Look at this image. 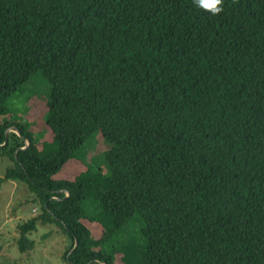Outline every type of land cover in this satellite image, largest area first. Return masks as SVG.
I'll return each mask as SVG.
<instances>
[{"label":"trees","instance_id":"16d2710c","mask_svg":"<svg viewBox=\"0 0 264 264\" xmlns=\"http://www.w3.org/2000/svg\"><path fill=\"white\" fill-rule=\"evenodd\" d=\"M221 8L0 0V183L27 184L41 211L19 226L22 252L49 223L66 264H264V0ZM37 73L46 140L33 96L13 107ZM97 132L106 170L56 178Z\"/></svg>","mask_w":264,"mask_h":264},{"label":"rangeland","instance_id":"374dc122","mask_svg":"<svg viewBox=\"0 0 264 264\" xmlns=\"http://www.w3.org/2000/svg\"><path fill=\"white\" fill-rule=\"evenodd\" d=\"M48 89L49 85L45 78L37 73L27 89L13 100V107L18 112L25 108L26 97L33 96L30 101L28 118L35 120L36 124L32 130L41 140L50 139L52 135L44 124ZM93 136L87 145L86 155L83 154L80 160L73 159L67 162L55 175L56 178H73L83 171L87 164H94L106 170L103 151L109 145L104 141L100 132ZM11 165L12 161L9 157L0 151V179L4 178ZM67 193L70 194L68 191ZM34 197L35 195L31 193L28 185L24 182L3 180L0 183V263L66 264L63 257L69 244V238L61 232L56 224L39 223L37 229L28 234L30 239L35 242V246L25 252L19 249L20 224L41 214L39 203L35 202Z\"/></svg>","mask_w":264,"mask_h":264},{"label":"clouds","instance_id":"9594fccd","mask_svg":"<svg viewBox=\"0 0 264 264\" xmlns=\"http://www.w3.org/2000/svg\"><path fill=\"white\" fill-rule=\"evenodd\" d=\"M196 6L201 7L212 14L219 13L222 8V0H194Z\"/></svg>","mask_w":264,"mask_h":264},{"label":"water","instance_id":"95a60500","mask_svg":"<svg viewBox=\"0 0 264 264\" xmlns=\"http://www.w3.org/2000/svg\"><path fill=\"white\" fill-rule=\"evenodd\" d=\"M10 132H17L19 135H21L19 129H17L16 127H10V128H8V130L6 131V137L9 135ZM24 140H25V143H26V146H25L24 148H26L27 145H29V142H28L27 139H24ZM5 144H6V142L3 143V144H0V147H3ZM24 148H22V149H24ZM77 245H78V241L76 240V241H75V247H74V249L77 247ZM102 264H105V263H102Z\"/></svg>","mask_w":264,"mask_h":264}]
</instances>
